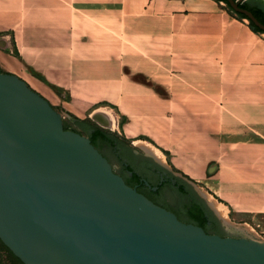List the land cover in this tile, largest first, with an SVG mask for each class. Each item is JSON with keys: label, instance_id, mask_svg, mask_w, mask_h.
Here are the masks:
<instances>
[{"label": "water", "instance_id": "water-1", "mask_svg": "<svg viewBox=\"0 0 264 264\" xmlns=\"http://www.w3.org/2000/svg\"><path fill=\"white\" fill-rule=\"evenodd\" d=\"M228 2L264 30L239 0ZM118 140L134 165L154 159ZM100 149L123 167L115 147ZM100 149L24 78L0 71V239L24 264H264V239L182 220Z\"/></svg>", "mask_w": 264, "mask_h": 264}, {"label": "crops", "instance_id": "crops-1", "mask_svg": "<svg viewBox=\"0 0 264 264\" xmlns=\"http://www.w3.org/2000/svg\"><path fill=\"white\" fill-rule=\"evenodd\" d=\"M147 1L0 0V67L13 66L10 72L80 118L94 106L115 108L128 117L125 132L137 104L168 105L171 98L159 92L175 89L178 105L190 108L194 128L214 131L230 144L225 163L236 172L225 175V184L234 185L240 196L191 177L240 212H263L264 134L244 124L249 120L238 121L231 108L242 90L231 83L232 68L216 66L211 36L200 48L198 36L174 35L167 15L159 14L166 11ZM201 58L207 60L203 66ZM209 145L215 148L216 142Z\"/></svg>", "mask_w": 264, "mask_h": 264}, {"label": "rangeland", "instance_id": "rangeland-1", "mask_svg": "<svg viewBox=\"0 0 264 264\" xmlns=\"http://www.w3.org/2000/svg\"><path fill=\"white\" fill-rule=\"evenodd\" d=\"M131 1L138 3L140 0ZM147 2L153 3V7L157 10L166 11V14H159L162 17L167 15L168 30L174 35L194 34L200 38L201 42L207 36L215 40L216 66L232 68L231 83L233 86L241 85L242 87L240 100L239 98L231 99L233 104L231 108L237 111L235 112L238 115L237 120L242 123L249 120L250 123L244 124L254 129L257 127L258 130H263L264 134V32L254 31L250 25V19L240 18L231 12L228 3L224 0H148ZM199 61L201 66L205 61L207 62L203 58ZM167 62L170 65V59ZM1 67L3 71L9 72L11 71L9 69H14L6 62L2 63ZM26 70L29 71L32 68L27 66ZM159 93L163 97L171 98L167 100L168 105L159 106L155 101L144 103V107L137 104L135 111L132 110V124L130 126L125 124L126 132L123 125L128 119L127 115L111 106H105L106 104H103L104 108L101 106L90 108L82 114V118L94 120L127 144L152 156L156 161L189 181L210 203L227 230L264 239V211L240 212L204 184L207 182L215 189H220L222 194L225 192L228 195H236L237 192L239 195L240 191L234 185L232 188L225 184L228 182L225 175L236 172L230 169L229 163H225L228 159L225 151L230 144L218 137V133L214 131L208 133L207 130L199 128L198 132L194 124L189 122L190 108L178 105L175 89L162 90ZM50 102L62 112L64 121L70 122L71 129L88 135L85 129L72 123L65 112L70 115L71 113L59 101L51 97ZM237 103L239 106L233 107ZM101 112L108 114L112 121L102 122L99 117ZM181 115L185 121H181ZM198 125L204 127L206 124ZM133 133L136 136H132ZM211 142H216L215 148L209 145ZM114 166L118 168L115 164ZM191 175L203 178L204 182L196 181ZM0 264H20L1 242Z\"/></svg>", "mask_w": 264, "mask_h": 264}, {"label": "flooded vegetation", "instance_id": "flooded-vegetation-1", "mask_svg": "<svg viewBox=\"0 0 264 264\" xmlns=\"http://www.w3.org/2000/svg\"><path fill=\"white\" fill-rule=\"evenodd\" d=\"M246 1L247 0H239V4L246 3ZM119 141L120 140H117L112 146L116 148L118 158L123 164L122 168H116L111 159L102 149L100 150L108 157L115 170L120 173L127 182L129 181V184L136 187L156 203L171 209L179 216H183L189 207L196 205L203 210L208 224H214L215 226L221 224V220L210 203L189 181L151 157L146 156L148 159L142 160L140 166L134 165L129 162L128 156L126 157L124 152L120 151L121 145ZM135 152H138V150H135ZM209 230L211 231V229ZM211 232L222 235L230 234L223 231L221 227H219V231L214 230Z\"/></svg>", "mask_w": 264, "mask_h": 264}, {"label": "trees", "instance_id": "trees-1", "mask_svg": "<svg viewBox=\"0 0 264 264\" xmlns=\"http://www.w3.org/2000/svg\"><path fill=\"white\" fill-rule=\"evenodd\" d=\"M228 3V7L231 12L235 13L238 17L240 18H248L246 14L243 12L236 11L233 9V7L230 5L228 0H224ZM241 6L246 7L250 9L254 15L261 20L264 23V0H247L246 3H240ZM250 25L251 27L257 31V32H264L260 27L256 26L252 20H250ZM0 71H3L0 67ZM70 113V112H69ZM74 118L72 123H78L81 126L85 127L88 130V135L91 138L92 142L100 149L101 143H109V144H114L117 142L118 137L116 134H113L109 130L93 124L89 120L85 118H80L74 114H71ZM65 127L70 128V122L65 120L64 121ZM129 182V181H128ZM186 217L184 216H179L182 220L187 221V222H194L196 224H199L203 226L208 232L211 231H219V227L215 226L214 224H208L206 215L204 214L203 210L200 209L198 206L193 205L189 207L186 210ZM211 229V231L209 230ZM0 242L3 246L6 247V249L20 262V264H24L20 258H18L0 239Z\"/></svg>", "mask_w": 264, "mask_h": 264}, {"label": "bare ground", "instance_id": "bare-ground-1", "mask_svg": "<svg viewBox=\"0 0 264 264\" xmlns=\"http://www.w3.org/2000/svg\"><path fill=\"white\" fill-rule=\"evenodd\" d=\"M203 42H201L200 44H199V46H200V48H202V47H204V45L205 46H207V42H205V40H202ZM235 67V66H234ZM237 68V67H236ZM124 72V71H123ZM179 77V76H178ZM221 105V104H220ZM243 109V108H242ZM102 113V112H101ZM247 113V112H246ZM100 117V116H99ZM102 120L103 121H105V122H109V121H112L110 118H109V115L108 114H106V113H102ZM215 203H216V201H214ZM216 205H218V204H216ZM221 205V204H220ZM218 207H219V205H218ZM218 209V208H217ZM220 209H221V207H220ZM219 209V210H220ZM222 213V212H221Z\"/></svg>", "mask_w": 264, "mask_h": 264}]
</instances>
